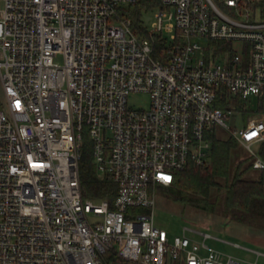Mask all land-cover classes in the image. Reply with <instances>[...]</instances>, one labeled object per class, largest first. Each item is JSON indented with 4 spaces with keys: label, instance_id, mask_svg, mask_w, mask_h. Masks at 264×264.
Here are the masks:
<instances>
[{
    "label": "built area",
    "instance_id": "obj_1",
    "mask_svg": "<svg viewBox=\"0 0 264 264\" xmlns=\"http://www.w3.org/2000/svg\"><path fill=\"white\" fill-rule=\"evenodd\" d=\"M143 3L157 11L146 37L124 8ZM140 94L146 109L129 104ZM252 96L264 0H0V264H243L209 234L171 236L154 209L158 185L211 161L218 127L264 171V115L224 120ZM86 139L113 201L82 194Z\"/></svg>",
    "mask_w": 264,
    "mask_h": 264
},
{
    "label": "trees",
    "instance_id": "obj_2",
    "mask_svg": "<svg viewBox=\"0 0 264 264\" xmlns=\"http://www.w3.org/2000/svg\"><path fill=\"white\" fill-rule=\"evenodd\" d=\"M147 3L130 6L125 12L133 20L135 30H142L141 9ZM158 40V38H157ZM157 45H161L157 41ZM227 95L221 100V108L226 107ZM260 112L264 114V97L261 100ZM211 165L197 167L190 164L181 171L174 172L171 186L158 185L159 191L166 199L183 207H192L204 213L219 215L234 223L246 226L248 229L264 232V180L246 179L248 170L243 171L246 163L242 161L232 167L231 155L237 149L239 142L233 137L220 140L215 134L211 137ZM85 146L80 161L81 188L84 198L93 200L113 201L117 194V186L109 179H100L93 162L91 146ZM259 156L264 160V142L259 145ZM226 179L222 185L218 180ZM217 190L214 200H211L212 190Z\"/></svg>",
    "mask_w": 264,
    "mask_h": 264
},
{
    "label": "rangeland",
    "instance_id": "obj_3",
    "mask_svg": "<svg viewBox=\"0 0 264 264\" xmlns=\"http://www.w3.org/2000/svg\"><path fill=\"white\" fill-rule=\"evenodd\" d=\"M220 7L227 11L222 6ZM124 8L128 10L130 6L127 5ZM156 12V10L141 9L142 17L140 27L142 30H137L138 34L146 37L147 30L150 33L154 31ZM148 99L146 94L134 95L130 97L129 104L134 108L146 109L149 106ZM260 102L261 100L254 96L248 99H235L233 107L226 110L227 117L224 118L228 128L242 130L247 126L250 119L263 116L260 112V108L262 107H260ZM217 138L220 140H228L231 137L227 130L218 127ZM87 143V145H90L89 141ZM253 149L258 152L259 146H255ZM242 161L246 162L243 166V171L248 170L246 179L264 180V171L260 172L252 169L248 152L239 145L232 152L231 165L234 167ZM211 163L209 161L206 166H210ZM218 181L222 185L226 183L225 178H221ZM155 193L157 196L156 207L154 209L155 224L159 228L167 230L171 236L181 235L184 228L209 234L216 238V240L207 239L206 245L222 253L224 260L232 258L243 264H253L256 261L259 264H264V232L248 229L246 226L232 221L228 222L219 215L207 214L192 207H183L180 204L166 199L159 191L156 190ZM216 195L217 190L213 189L211 200H214ZM139 212L146 213L147 210L139 209ZM191 236L200 243L204 241L202 236L193 234Z\"/></svg>",
    "mask_w": 264,
    "mask_h": 264
},
{
    "label": "crops",
    "instance_id": "obj_4",
    "mask_svg": "<svg viewBox=\"0 0 264 264\" xmlns=\"http://www.w3.org/2000/svg\"><path fill=\"white\" fill-rule=\"evenodd\" d=\"M262 106V103H261V105H260V107ZM264 115V114H263ZM260 144H257L256 146H259ZM254 170V169H253ZM257 171H259V170H257ZM260 172H262V171H260ZM253 264H259L258 263V261H256L255 263H253Z\"/></svg>",
    "mask_w": 264,
    "mask_h": 264
}]
</instances>
